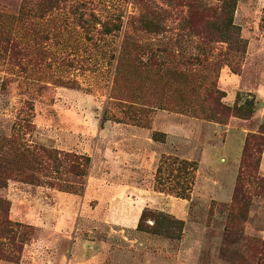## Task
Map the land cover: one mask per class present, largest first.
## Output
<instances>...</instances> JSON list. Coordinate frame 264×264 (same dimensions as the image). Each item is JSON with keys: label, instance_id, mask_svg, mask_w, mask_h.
<instances>
[{"label": "rangeland", "instance_id": "obj_1", "mask_svg": "<svg viewBox=\"0 0 264 264\" xmlns=\"http://www.w3.org/2000/svg\"><path fill=\"white\" fill-rule=\"evenodd\" d=\"M221 10L222 0H0V169L11 171L0 264H84L88 249L128 253L135 239L149 248L139 264H264V143L263 184L245 172L246 204L227 196L246 135L264 131V2L237 0L241 53L207 41ZM246 100L252 114L232 115ZM168 122L184 124V141L166 144ZM181 159L197 169H178ZM143 210V226L160 211L183 217L182 236L134 232Z\"/></svg>", "mask_w": 264, "mask_h": 264}, {"label": "trees", "instance_id": "obj_2", "mask_svg": "<svg viewBox=\"0 0 264 264\" xmlns=\"http://www.w3.org/2000/svg\"><path fill=\"white\" fill-rule=\"evenodd\" d=\"M237 0H222V10L217 15L219 17V24H212L210 28L208 29V37L207 41L209 43L216 41V42H225L229 45V49L233 44L240 45V49L236 50L235 53H241L243 52V46H244V39L240 37L239 34V27L233 23V16L234 11L236 9ZM146 23H151V21H146V18L144 19ZM144 22V25L146 26V23ZM147 28H155V25H148ZM10 49H13V47L10 45ZM211 47V46H210ZM242 47V49H241ZM209 48V47H208ZM210 49L206 52L209 53ZM238 59L237 56H231V59L234 61ZM246 105L240 107H237V109H234L232 115L247 119L253 111L254 108V102L251 100L245 101ZM242 110V111H241ZM156 135V134H155ZM264 131H259L258 133H249L246 135L243 147H242V153L241 158L239 162V169L238 173L235 178V184L233 187L232 195H231V205L235 203L239 204H246V200L243 197V190L242 185L244 181V173L248 172L246 177L248 178V183L254 184V185H262L263 184V178H260L257 176V171L259 169V164L261 160V154L263 152V143H264ZM156 141H163L160 138H157L155 136L154 138ZM190 167L191 169H197L195 167V163L192 160H184L181 159L180 163L177 164V168H186ZM185 173H189L187 171H184ZM11 176V171H6V168L0 169V187H3L7 184V180ZM26 181V180H25ZM161 191V190H160ZM180 194V193H178ZM177 195V194H176ZM182 198H186V195L180 194L177 195ZM0 207L2 209V215H0V222L5 221L3 218V215H5L9 210V204L5 199L0 198ZM145 215V211L143 210L140 219L137 223L136 229L140 231L150 232L152 234L157 235H163L166 238H176L179 240L181 233L183 232V228L185 225L184 220L178 219L176 217H173L167 213H161L157 215L156 219L154 216V222L152 226L149 225H142V218ZM7 221V220H6ZM164 223V225L162 223ZM177 223V224H176ZM177 226L178 231L175 233L174 229L172 230V226Z\"/></svg>", "mask_w": 264, "mask_h": 264}, {"label": "crops", "instance_id": "obj_3", "mask_svg": "<svg viewBox=\"0 0 264 264\" xmlns=\"http://www.w3.org/2000/svg\"><path fill=\"white\" fill-rule=\"evenodd\" d=\"M264 2V0H263ZM263 92V91H262ZM167 126L166 130L168 131V134H167V140H166V144H168L170 141H172L173 139H177L179 138L178 140H183L184 139V124H179V123H170L168 122L167 124H165ZM169 132H172V134H169ZM175 132H178V136H174L173 133ZM180 132V133H179ZM184 141V140H183ZM176 143L173 142V144H171V146H174ZM180 144V143H179ZM161 145H157V143L155 142V148H160ZM260 167H262V164L260 165ZM233 190V188H232ZM231 195H232V191H231V194L228 192L227 193V196H228V199H231ZM138 213V212H137ZM174 216V215H173ZM176 218L178 219H181V220H184L185 222V219L181 216H175ZM101 221H105V222H108L110 224V222H112L111 219H109L107 216L106 218L103 217V219ZM121 221V220H120ZM133 231H138L136 229V225H134L133 227ZM186 228V223L184 225V228H183V232ZM126 241H130L128 240L127 238H125V236H122ZM146 240H148V242L152 243L154 246H155V237L152 236L151 238H147ZM167 240V239H165ZM133 244H136L135 245V248H132L133 246L132 245H129L127 247H125L124 249L127 250L128 253H122L123 251H120L118 253V251H115V252H110L108 251L109 249H88L87 251H85V255L84 257L82 258V260L84 261L83 263L84 264H94L95 262H97V264L105 261L106 263H112V264H126V263H122V259H120V256L123 255L125 257H127V259L130 261V263L128 264H139L140 260H139V254H138V249H149V248H146V245H144L143 242L139 241L137 239H135L134 241H132ZM130 249V250H129ZM131 249H136V250H131ZM74 255V254H73ZM120 255V256H119ZM145 258V257H143ZM94 261V262H93ZM120 262V263H117V262ZM143 264V262H142Z\"/></svg>", "mask_w": 264, "mask_h": 264}]
</instances>
